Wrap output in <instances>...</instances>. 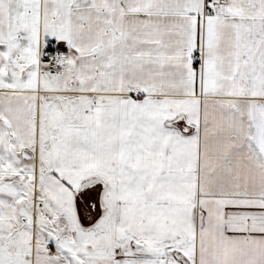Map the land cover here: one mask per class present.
<instances>
[{"label": "snow or ice", "instance_id": "6c2138e0", "mask_svg": "<svg viewBox=\"0 0 264 264\" xmlns=\"http://www.w3.org/2000/svg\"><path fill=\"white\" fill-rule=\"evenodd\" d=\"M0 264H264V0H0Z\"/></svg>", "mask_w": 264, "mask_h": 264}]
</instances>
